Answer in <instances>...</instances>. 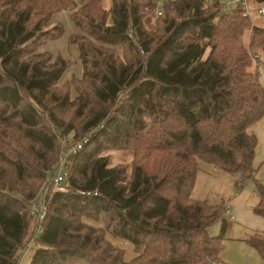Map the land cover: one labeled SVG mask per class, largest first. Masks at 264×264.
<instances>
[{"label":"trees","instance_id":"trees-1","mask_svg":"<svg viewBox=\"0 0 264 264\" xmlns=\"http://www.w3.org/2000/svg\"><path fill=\"white\" fill-rule=\"evenodd\" d=\"M109 1L0 0V264H18L31 204L71 130L70 142L87 140L65 161L69 188L46 194L29 264H229L226 219L209 232L224 201L192 192L201 162L233 176L235 191L254 177L248 127L264 113V89L251 53L264 54V23L241 9L228 16L220 0H172L149 29L153 0ZM64 9L81 74L61 87L70 59L39 47L63 35L51 20ZM106 149L132 158L109 165ZM255 183L252 210L264 218V182ZM107 232L135 256L125 259ZM243 240L264 264V230Z\"/></svg>","mask_w":264,"mask_h":264},{"label":"rangeland","instance_id":"rangeland-1","mask_svg":"<svg viewBox=\"0 0 264 264\" xmlns=\"http://www.w3.org/2000/svg\"><path fill=\"white\" fill-rule=\"evenodd\" d=\"M80 2V0H76ZM109 0H101V5L105 8H108L110 6ZM253 18L250 19V24L253 25L259 24L262 25L264 23V17L253 14ZM54 24V22H59L62 24L64 28V33L62 36L55 40H50L46 42L45 44L41 45L39 47V50L45 49L48 50L53 57L60 54L62 56H66L68 59H70V66L62 73L60 80H59V86H64L65 84H68L73 76H79L81 74V63L78 58V48L75 44H69L67 41L68 35L72 32H76V26L73 24L72 20L69 16V10L64 9L63 12H60L59 14H55L54 17H52L51 20ZM158 21V18L154 15H145L144 16V25L146 28L152 29L156 26V23ZM245 43L249 44L251 42V30H246L245 34ZM208 49L206 50V53L208 52ZM118 53L121 54L120 49H117ZM260 66L258 68L259 73V79L261 80L263 89H264V54L260 53ZM253 66H256V61L254 62ZM75 133L73 130L69 131V133L66 136H63L61 141H59V150L57 154V159L52 167H54L60 160L62 155V141L65 137H67L68 140L72 141V136H74ZM78 135L77 137H79ZM76 137V136H75ZM61 143V144H60ZM102 154L106 155L109 160V165H114L116 163H127L131 160L132 156L129 151H121V150H114V149H106L102 152ZM51 167V168H52ZM48 170L46 171L44 175V179L46 177ZM44 179L42 183L40 184V187L36 193V196L34 197V204H41V201L43 199L42 196V189L44 185ZM51 190V188L49 189ZM48 190V191H49ZM45 199V198H44ZM33 206V204H31ZM228 209V207H227ZM229 211V210H228ZM227 210L223 212V215L219 217L217 220H215L209 227V232L211 235H217L221 232V221L222 217L226 219L227 222V228L224 232V235L227 239L224 241V247L220 252L221 258L229 263V264H263L261 257L257 253V251L252 248L250 245L245 246L243 242L240 240H236L237 236H242V234H245V232H251V227H248L244 222L240 223L237 221V219H232L230 213H235V209L233 211ZM85 222L88 224L94 225L99 228H104V222L102 219H93L86 217ZM35 227V218L30 213V223L29 228L26 234L25 243L26 245L22 251H20L18 264H29L30 259L35 251V249L39 246V235L40 231L36 233V242H31L30 238L32 237V233ZM34 236V235H33ZM106 237L109 238V240L114 243L115 245H119L120 247L124 248V257L125 259H130L133 256H135V251L133 249L132 244H130L127 241H124L123 239L119 237H115L111 235L109 232L106 233Z\"/></svg>","mask_w":264,"mask_h":264},{"label":"crops","instance_id":"crops-1","mask_svg":"<svg viewBox=\"0 0 264 264\" xmlns=\"http://www.w3.org/2000/svg\"><path fill=\"white\" fill-rule=\"evenodd\" d=\"M63 11L55 12L52 17ZM40 51L49 52L45 49ZM63 57L67 58L66 56ZM248 130L255 134L257 138L253 159V165L256 169L254 177L248 179L240 190L235 191L233 176L215 168L210 163L201 162L192 192V195L197 199H206L210 202L224 201L229 211L235 209L236 215L235 213H230L232 219H237L240 223L244 222L248 227L252 228L251 232H245L242 236L236 237V240H240L245 246H248V244L243 240L244 237L255 231L264 230V218L252 210V207L259 201L255 180L264 182V113L259 120L248 127Z\"/></svg>","mask_w":264,"mask_h":264},{"label":"built area","instance_id":"built-area-1","mask_svg":"<svg viewBox=\"0 0 264 264\" xmlns=\"http://www.w3.org/2000/svg\"><path fill=\"white\" fill-rule=\"evenodd\" d=\"M172 0H153L151 5H145V9H151L152 12L150 15L158 16L163 11V6L168 4ZM208 3L212 0H206ZM220 9L223 13L227 14L228 16H232L234 13L237 12L238 9L242 10L243 15H246L250 18H253V14H257L264 17V0H220ZM251 56L254 61L260 58V53L255 52L251 53ZM257 68H259L260 63L256 62ZM87 140V137H83L81 139L75 140L74 142H70L67 137L64 138V144L67 143L66 150L62 151L61 158L59 162L47 172L46 177L44 179V185L42 189V196L43 199L41 204H33L30 208L31 215L35 218V231L34 236L30 238L29 243L33 242L35 235L37 232L42 230V221L45 217L47 205L44 201L48 190H67L69 188V184L66 180L67 171L65 168V161L67 156L70 153H75L78 149L82 147L83 142ZM81 194H95V191L80 189L78 190ZM34 201V200H33ZM232 216V215H231Z\"/></svg>","mask_w":264,"mask_h":264}]
</instances>
